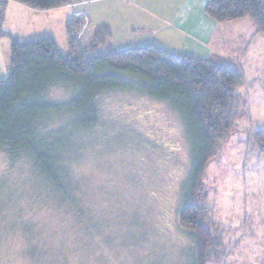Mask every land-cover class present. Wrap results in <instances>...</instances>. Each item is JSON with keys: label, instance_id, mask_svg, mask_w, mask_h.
Segmentation results:
<instances>
[{"label": "rangeland", "instance_id": "obj_1", "mask_svg": "<svg viewBox=\"0 0 264 264\" xmlns=\"http://www.w3.org/2000/svg\"><path fill=\"white\" fill-rule=\"evenodd\" d=\"M216 37L228 41L222 60L244 76L247 116L208 163L203 194L227 247L222 264H264V158L253 139L264 131V36L245 18ZM102 121L69 156L72 209L26 164L0 156V264H198L195 238L179 225L198 157L180 114L167 101L116 92Z\"/></svg>", "mask_w": 264, "mask_h": 264}, {"label": "trees", "instance_id": "obj_2", "mask_svg": "<svg viewBox=\"0 0 264 264\" xmlns=\"http://www.w3.org/2000/svg\"><path fill=\"white\" fill-rule=\"evenodd\" d=\"M9 1L47 11L85 0L0 1V39L11 42L9 75L0 80V156L4 161L12 166L26 164L72 209L67 162L83 137L101 131L106 97L131 92L167 101L182 117L192 150L198 153L179 225L195 238L198 264H222L227 247L222 234L214 231L217 224L203 194V178L221 142L247 116L238 94L245 85L240 69L214 57L172 54L155 45L115 49L107 25L98 26L85 46L76 37L81 25L77 18L66 24L68 52L64 54L52 37L20 41L6 33ZM205 12L218 24L248 18L264 36V0H208ZM253 139L264 158V131L254 133Z\"/></svg>", "mask_w": 264, "mask_h": 264}, {"label": "crops", "instance_id": "obj_3", "mask_svg": "<svg viewBox=\"0 0 264 264\" xmlns=\"http://www.w3.org/2000/svg\"><path fill=\"white\" fill-rule=\"evenodd\" d=\"M207 2L208 0H85L54 10L38 11L9 1L3 30L20 41L52 37L63 53L68 51L67 22L77 18V14H86L90 19L91 34L98 26H109L112 32L110 43L115 49L155 45L172 54L205 59L214 57L224 62L222 53L228 41L216 37L222 24L206 14ZM49 13L54 14L53 19H46ZM9 23L15 29H9ZM239 24L248 25L246 22ZM21 25L23 29L20 33L18 26ZM54 27L58 28L57 32L48 31ZM9 48L11 52L8 38L0 39V75L4 73L3 54H9Z\"/></svg>", "mask_w": 264, "mask_h": 264}, {"label": "built area", "instance_id": "obj_4", "mask_svg": "<svg viewBox=\"0 0 264 264\" xmlns=\"http://www.w3.org/2000/svg\"><path fill=\"white\" fill-rule=\"evenodd\" d=\"M78 18L81 19V25H80L81 29L77 33L76 37L77 40L83 44L87 39V35L89 33L88 30H90L91 24H90V19L86 14H77V19Z\"/></svg>", "mask_w": 264, "mask_h": 264}]
</instances>
